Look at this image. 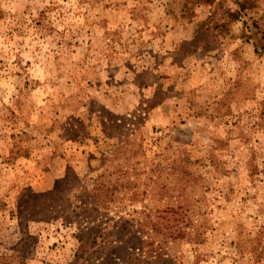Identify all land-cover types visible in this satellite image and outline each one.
Masks as SVG:
<instances>
[{
  "label": "rangeland",
  "instance_id": "374dc122",
  "mask_svg": "<svg viewBox=\"0 0 264 264\" xmlns=\"http://www.w3.org/2000/svg\"><path fill=\"white\" fill-rule=\"evenodd\" d=\"M130 217L152 264H264V0H0V264Z\"/></svg>",
  "mask_w": 264,
  "mask_h": 264
},
{
  "label": "trees",
  "instance_id": "16d2710c",
  "mask_svg": "<svg viewBox=\"0 0 264 264\" xmlns=\"http://www.w3.org/2000/svg\"><path fill=\"white\" fill-rule=\"evenodd\" d=\"M201 3H210L211 0H199ZM113 122V121H112ZM104 192L106 196H108L111 193V190L107 187H105L104 184H99L95 187L94 191L97 195L98 191ZM115 191V189H114ZM112 193H114L112 191ZM99 206H103V209H106L108 206V203L106 201H101L98 203ZM98 208V207H97ZM134 224V220L132 217L124 219H121V226L118 227V241L111 242L109 238H111L112 233L107 234V228L100 230V228L96 229V234L94 236L90 235L88 236V242H90L89 249L85 250L84 256H82L83 259L89 260L91 259L90 256L93 255L92 262H97L98 260L101 261V264H152L148 261V259H151L154 263H165L169 259L165 257L162 253L159 251V246L154 247V243L150 242L147 238H145V235L141 233V231H133L132 227ZM107 226V225H106ZM140 226H143L140 224ZM95 227H92L90 229L93 230ZM129 233L131 236L130 239L125 240L126 235ZM28 238L33 239L31 235H27ZM109 237V238H108ZM84 235L82 233V236L80 239L83 241ZM92 238V240H89ZM175 239L177 236L174 237ZM131 240H136L137 244L130 246ZM111 244V245H110ZM113 244L115 245L116 251L112 254H106L105 249ZM110 245V246H109ZM101 257H97L99 255H102ZM99 263V262H98Z\"/></svg>",
  "mask_w": 264,
  "mask_h": 264
}]
</instances>
